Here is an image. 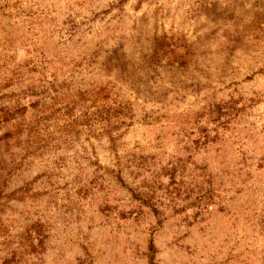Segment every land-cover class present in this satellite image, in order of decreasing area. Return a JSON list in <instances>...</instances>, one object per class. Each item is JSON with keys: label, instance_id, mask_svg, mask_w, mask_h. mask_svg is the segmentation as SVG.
<instances>
[{"label": "rangeland", "instance_id": "rangeland-1", "mask_svg": "<svg viewBox=\"0 0 264 264\" xmlns=\"http://www.w3.org/2000/svg\"><path fill=\"white\" fill-rule=\"evenodd\" d=\"M0 264H264V0H0Z\"/></svg>", "mask_w": 264, "mask_h": 264}, {"label": "trees", "instance_id": "trees-1", "mask_svg": "<svg viewBox=\"0 0 264 264\" xmlns=\"http://www.w3.org/2000/svg\"><path fill=\"white\" fill-rule=\"evenodd\" d=\"M89 99L82 96L80 101L83 104H86L88 103ZM86 108V111H90L89 109H92V112L90 114H88V112H86L85 114L82 113L84 119L83 122L87 123V125L88 123L90 124L91 120H99L100 123L106 122L108 125L107 127L111 126L109 128L110 132L118 129L117 126H119L122 123L121 120L125 118V115L123 114L124 107L119 101L118 97H116L115 95L110 96V92H107L104 87H100L96 91L94 98L90 99V104ZM82 114L80 116L81 118ZM70 117H72L73 120L71 119V121L68 122V124L65 123L64 126L67 133H70L75 129V127H73L71 123H73L74 121L76 122L79 116L75 117L74 115L73 117V115H71ZM63 121L67 122L65 120ZM109 137L111 139V142H114L111 134Z\"/></svg>", "mask_w": 264, "mask_h": 264}]
</instances>
